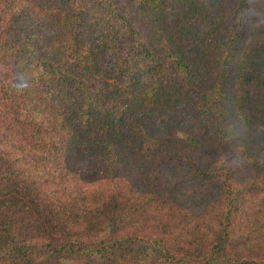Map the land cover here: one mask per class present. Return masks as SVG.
<instances>
[{
    "label": "trees",
    "instance_id": "16d2710c",
    "mask_svg": "<svg viewBox=\"0 0 264 264\" xmlns=\"http://www.w3.org/2000/svg\"><path fill=\"white\" fill-rule=\"evenodd\" d=\"M0 264H264V0H0Z\"/></svg>",
    "mask_w": 264,
    "mask_h": 264
},
{
    "label": "rangeland",
    "instance_id": "374dc122",
    "mask_svg": "<svg viewBox=\"0 0 264 264\" xmlns=\"http://www.w3.org/2000/svg\"><path fill=\"white\" fill-rule=\"evenodd\" d=\"M242 179H239L238 182L241 183V182H245L244 180V177H241ZM145 234H149L147 231H144ZM252 253V252H251ZM241 257H244V258H247V257H250V256H253V253L252 255H248V254H245V253H240L239 254Z\"/></svg>",
    "mask_w": 264,
    "mask_h": 264
}]
</instances>
